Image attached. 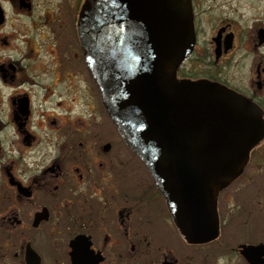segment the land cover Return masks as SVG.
Returning a JSON list of instances; mask_svg holds the SVG:
<instances>
[{"label": "flooded vegetation", "instance_id": "obj_1", "mask_svg": "<svg viewBox=\"0 0 264 264\" xmlns=\"http://www.w3.org/2000/svg\"><path fill=\"white\" fill-rule=\"evenodd\" d=\"M190 4L174 100L201 116L219 90L217 120L247 153L215 236L179 232L123 139L87 60L94 0H0V264H264V0Z\"/></svg>", "mask_w": 264, "mask_h": 264}, {"label": "water", "instance_id": "obj_2", "mask_svg": "<svg viewBox=\"0 0 264 264\" xmlns=\"http://www.w3.org/2000/svg\"><path fill=\"white\" fill-rule=\"evenodd\" d=\"M94 2L88 45L96 47L86 55L103 91L113 86L114 121L175 211L180 233L204 242L216 232L218 192L241 173L247 153L236 128L225 132L217 120L226 108L219 90L204 96L212 108L201 116L175 101L173 90L185 89L176 87L175 70L192 48L190 0Z\"/></svg>", "mask_w": 264, "mask_h": 264}]
</instances>
